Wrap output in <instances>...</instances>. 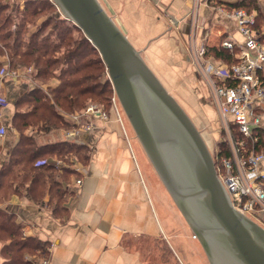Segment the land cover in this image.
I'll list each match as a JSON object with an SVG mask.
<instances>
[{"label":"crops","instance_id":"0c3cea01","mask_svg":"<svg viewBox=\"0 0 264 264\" xmlns=\"http://www.w3.org/2000/svg\"><path fill=\"white\" fill-rule=\"evenodd\" d=\"M101 1L163 85L178 92L181 86L188 97H206L210 90L196 70L200 47H218L226 39L244 41L235 18L228 15L230 9L243 8L253 15L252 31L264 44V0ZM5 68L15 73L0 77V94L5 96L0 97V125L6 128L0 137V168L20 135L12 123L15 111L25 109L17 105L18 99L33 87L49 95L48 84L37 83L23 68L13 69L8 63ZM52 80L50 85H55L57 79ZM98 121L79 136L89 159L79 176L69 177L64 217L52 213L47 194L36 203L28 183L0 203L23 225V235L49 243L44 264H209L196 237L186 229H173L180 224L172 222L180 213L135 134L122 136L112 118L103 125ZM24 133L39 144L64 140L63 128L41 132L28 124ZM42 156L60 165L56 156ZM7 242L0 241V247Z\"/></svg>","mask_w":264,"mask_h":264},{"label":"water","instance_id":"95a60500","mask_svg":"<svg viewBox=\"0 0 264 264\" xmlns=\"http://www.w3.org/2000/svg\"><path fill=\"white\" fill-rule=\"evenodd\" d=\"M96 49L161 183L210 264H264V227L240 213L200 131L98 0H51Z\"/></svg>","mask_w":264,"mask_h":264},{"label":"trees","instance_id":"16d2710c","mask_svg":"<svg viewBox=\"0 0 264 264\" xmlns=\"http://www.w3.org/2000/svg\"><path fill=\"white\" fill-rule=\"evenodd\" d=\"M35 1L25 2V11ZM39 5L37 2L30 11H23V16L39 12ZM5 8L14 11L8 0H0V12ZM10 18L11 15L0 16V55L5 54L2 51L5 48L9 59L3 62L0 58V69L5 68L7 63L13 69L31 67V74L41 80V83L48 84L49 95L40 88L33 87L17 101V105H24L25 109L16 110L12 118L13 126L20 135L9 159L0 168V203L28 183V191L36 203H42L47 194V204L52 213L64 217L67 213L69 177L79 176L70 166L74 161L72 159L74 157L85 165L89 159V149L85 144L69 140L39 144L31 135L25 134L24 129L28 124L41 132L56 128L71 129L73 123L64 118L60 110L69 114L83 109L89 99L102 102L109 98L106 97V92L109 91L110 82L103 77L104 64L88 39L83 34L75 40L66 37L69 26L63 22V18H57L55 14L47 16L26 36L22 35L21 29L6 28ZM48 26L52 27L44 33ZM233 52L234 49L229 50L220 44L218 47H206V55L227 63L235 61ZM53 78L57 79V83L50 85ZM40 155L60 157L63 164L55 165L48 157ZM38 158L44 159V163L36 164ZM6 177L7 180L2 185ZM22 229L23 225L13 213L0 207V241L8 240L0 247V264H41V260L47 259L49 243L34 235H23Z\"/></svg>","mask_w":264,"mask_h":264},{"label":"built area","instance_id":"2783aa9c","mask_svg":"<svg viewBox=\"0 0 264 264\" xmlns=\"http://www.w3.org/2000/svg\"><path fill=\"white\" fill-rule=\"evenodd\" d=\"M228 15L235 18L238 30L245 37L241 44L230 39L220 43L229 50H236L233 52L235 61L215 62L206 55L205 47H200L197 65L209 84L213 95L211 101L224 134L219 141L222 143L220 149L211 153L217 177L233 208L258 222L264 220V44L252 31L254 17L251 13L243 8H233ZM28 71L32 72V68L28 67ZM14 73L5 68L0 77ZM112 101L120 120L115 97ZM67 116L73 127L65 130L64 140L76 143L81 142V131L92 127L91 122H80L83 116L108 119L107 112L93 104ZM5 132L6 128L0 125V137ZM35 163L42 164L44 159ZM70 166L77 172L84 171L83 166L74 162ZM76 183L80 184L81 180L77 178Z\"/></svg>","mask_w":264,"mask_h":264},{"label":"rangeland","instance_id":"374dc122","mask_svg":"<svg viewBox=\"0 0 264 264\" xmlns=\"http://www.w3.org/2000/svg\"><path fill=\"white\" fill-rule=\"evenodd\" d=\"M9 3L12 5V9H14V11H10V8H5L4 10H1L0 12V16L3 17L4 15H11V18L9 19V23L6 25V28L8 29L10 27V29L15 30L16 28H18L19 30H22V35H27L28 32L30 33L31 31H33L36 27V24H39L40 22H42L47 16H52V14L56 15L57 18H63V22H66V25L68 23L69 29H68V33H66V37H71L73 40L75 39H79V37L82 36V32H80L79 29H77L74 25H72L71 22L66 21L65 18L61 15V13L59 12V10L57 9V7L52 3L51 0H36L34 2V4L29 5L26 8H23L24 3L29 1V0H8ZM46 1L48 4L42 3L41 2ZM40 3V5L38 6V10H40L39 12L35 13L34 15L30 16V15H25L23 16L22 12H28L30 11V9L33 7V5ZM100 2L102 3V1L100 0ZM50 4V5H49ZM24 9V10H22ZM24 12V13H25ZM13 19V20H12ZM54 23V20L52 22V24ZM64 25V23H63ZM52 26H48L44 33H46V31H48V29H50ZM11 39V38H10ZM64 46L65 43H63V50H64ZM5 54L4 55H0V58L3 60V62H7L9 61L8 59V53L7 50L5 48H3L2 50ZM90 55V54H89ZM23 68L22 70H27V67L23 66L21 67ZM5 69L4 67L0 69V74L1 71ZM199 70V69H196ZM103 77H105L106 79L107 77V73H106V69L105 66H103ZM200 71V70H199ZM28 75L32 76L33 74H31V72H27ZM199 75V73H198ZM199 76H202V74L200 73ZM53 81L52 79L50 80V82ZM37 83H41V80L36 79ZM108 92H106V98L105 100H103L102 102L98 101L97 99H89L87 100V105H97L101 108H103L107 114H108V119L107 120H101V119H88L87 117L83 116L81 118V123L82 124H86V123H90L93 126H96L95 123L96 121H98V124H104L101 123L108 121L110 118L113 119L114 122H116L118 128L120 129V133H122V136L125 137L126 133L128 134L129 138L130 135L134 138V132L124 114V111L116 97V95L114 94V90L111 86L110 83H108ZM168 90L175 96V98L179 101V104L184 108V110L187 112V114L189 115V117L191 118V120L194 122V124L196 125V127L198 128V130L200 131L206 145L208 146L210 152H216L218 151V149H220L222 143H220L219 141H221L222 137H223V133H221L220 131V120H219V116H218V112L216 111L213 103H212V93L209 90L208 94L206 95V97H188L187 95V91L180 86L181 92L176 91L175 89H173V87L168 86L167 87ZM0 97H5L3 94H0ZM90 97V96H89ZM113 97H115V104L117 106L118 109V113L120 115V120L115 112V108L113 106ZM85 106V107H86ZM84 107V108H85ZM82 109H77V111L75 112H80ZM68 113H63L64 118H66L67 120L69 119V117L67 116ZM70 121V120H69ZM71 122V121H70ZM72 123V122H71ZM91 127V129H92ZM90 130H82L81 133L83 132H87ZM65 132V130L63 129V133ZM80 133V134H81ZM131 137V138H132ZM126 138V137H125ZM72 156V155H71ZM58 161V164H63V160L58 157L56 158ZM74 160L73 162L79 166H84L82 165L77 159H75L73 157ZM72 162V163H73ZM176 207V206H175ZM180 213V212H179ZM179 220H173L172 222L174 223V221H178L180 224H175L173 225V229L176 230L175 232L177 233L178 231L180 233H183V230H187L189 234H192L193 236V232L190 230L189 226L187 225V223L185 222L184 218L182 217L181 214ZM259 224H261L264 227V220L261 219V221H258ZM184 227V228H183ZM186 227V228H185ZM194 237V236H193ZM40 260V259H38ZM41 260V264H42ZM210 264V262H209Z\"/></svg>","mask_w":264,"mask_h":264}]
</instances>
